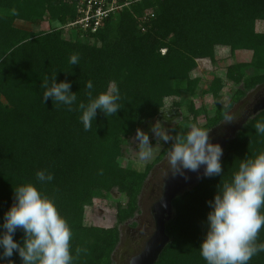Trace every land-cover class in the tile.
<instances>
[{"label":"trees","instance_id":"1","mask_svg":"<svg viewBox=\"0 0 264 264\" xmlns=\"http://www.w3.org/2000/svg\"><path fill=\"white\" fill-rule=\"evenodd\" d=\"M144 12H154V17L142 30L137 18ZM74 15V5L64 0H0V224L14 202L13 188L32 183L67 220L74 264H111L118 224L136 213L150 168L171 146L162 143L139 171L119 161L128 138L162 110L180 109L183 94L198 95L202 77L195 70L199 62L215 66L218 47L228 48L230 57L237 51L251 56L229 64L224 78L214 76L201 92L213 98V107L197 108L190 100L171 136L185 133L190 124L207 130L219 124L235 103L264 82V30L256 27L264 23V0H141L83 38L75 33L66 37L56 26L36 32L15 26L16 21L64 23ZM72 55L79 56L78 65L70 64ZM54 74L57 82H70L77 104L88 102V81L94 85L93 95L116 85L121 108L108 117L97 110L92 129L85 131L77 105L69 111L51 99L43 101L42 83L45 78L51 82ZM228 82L235 90L224 104L220 97ZM168 98L174 99L166 107ZM199 115L203 124L196 121ZM258 120H264V110L228 139L221 176H205L172 200L173 216L165 224L170 240L154 264H206L198 247L206 231L207 202L242 159L264 152V136L253 127ZM39 170L51 173L53 180L37 182ZM113 190L126 199L115 205V224L86 225L85 209ZM13 239L22 244L23 230L17 229ZM257 242H264V228ZM76 248L87 251L77 256ZM0 259L22 264L15 251ZM249 264H264V252Z\"/></svg>","mask_w":264,"mask_h":264},{"label":"clouds","instance_id":"2","mask_svg":"<svg viewBox=\"0 0 264 264\" xmlns=\"http://www.w3.org/2000/svg\"><path fill=\"white\" fill-rule=\"evenodd\" d=\"M12 14H17L15 9H12ZM69 62L78 65L79 56H70ZM42 87L44 102L51 99L58 105L67 106L69 111L77 105L81 113L79 120L85 131L92 129L97 110L108 117L116 115L121 108L116 85L93 95L94 85L88 81V102L78 104L76 93L70 90V82H57L55 74L51 82L45 78ZM164 119H169L166 113ZM235 120L233 115H225L224 122ZM186 127L188 130L185 133L173 137L157 122L151 125L153 137L171 145L166 155L167 169L173 174L184 175V170L197 172L203 166L204 176H221V146L210 141L209 130L196 124ZM253 127L258 135L264 136V120H258ZM135 139L139 157L150 158L152 145L149 135L137 129ZM36 179L43 184L51 182L53 176L39 170ZM13 195L14 202L0 224V257H11L15 251L22 264H74L70 251L73 234L54 201L32 183L16 186ZM207 203L210 210L206 215V231L198 247L206 264H249L254 256L264 252V242H257L264 228V152L242 159L231 178L217 186L212 200ZM17 229L24 232L22 244L13 239ZM75 251L79 256L87 249L76 248ZM0 264H4L3 259H0Z\"/></svg>","mask_w":264,"mask_h":264},{"label":"rangeland","instance_id":"3","mask_svg":"<svg viewBox=\"0 0 264 264\" xmlns=\"http://www.w3.org/2000/svg\"><path fill=\"white\" fill-rule=\"evenodd\" d=\"M15 26L31 30L38 31L41 29H47L52 26H56V23L50 24L48 20H43L39 23H31V22H22L16 21ZM258 30H264V23H258L256 25ZM65 36V35H64ZM72 37H74L72 35ZM217 56L219 58V62L212 66L209 62H199L198 69L195 70V73L202 77V81L197 88L198 95L195 97H188V95L183 94L180 97L181 108L179 109L183 114H187L186 104L191 100L193 104L198 108L201 106H205L206 108H212L214 104L213 98L209 94L201 93L207 86L208 82L214 77L219 76L224 78L225 68L231 64L232 62H246L249 61L251 53L245 51H237L233 57H230L228 48L226 47H218L217 48ZM194 73V74H195ZM235 90V86L231 83H226L224 86L220 100L222 103L226 104L233 92ZM174 98L166 99V107L170 106ZM169 108V107H168ZM179 119L175 118L172 120V124L177 122ZM159 126H163L165 129L169 130V135H171V125L165 127L162 119ZM198 124H203L205 119L203 115H199L196 119ZM151 139V138H150ZM155 142H150L152 145V155L148 159H141L139 157V148L136 145V140L132 139V136L128 138L124 148L123 154L120 157L119 161L122 166H130L135 168L136 170H143L144 166L147 163H150L154 157L158 154V152L162 148V141L152 139ZM154 168V166H153ZM126 199L124 196L119 194L117 191L113 190L111 194L107 198H96L93 200L91 206L85 209L84 213V223L86 225H95L102 227H110L115 224V205L117 202H124Z\"/></svg>","mask_w":264,"mask_h":264},{"label":"water","instance_id":"4","mask_svg":"<svg viewBox=\"0 0 264 264\" xmlns=\"http://www.w3.org/2000/svg\"><path fill=\"white\" fill-rule=\"evenodd\" d=\"M243 104H247V110L238 120L237 124H235L228 133L220 134V136L223 137L221 141L218 142L223 152L220 160L224 156V149L228 139L234 138L236 132L241 129L250 118L264 110V82L256 85L250 90L241 100L234 104L226 114L232 111L234 107L239 108ZM165 113L169 118L176 117L179 120L181 119L182 113L178 108L165 109L151 121L143 123L139 129L144 132H149L150 123L160 122L161 119H164ZM221 125L222 123L220 122L208 129L210 140L220 138L215 132L221 127ZM134 135H136V132ZM161 162L166 163V157H164ZM204 177L203 166H201L197 172L184 170V175L173 173L169 175V177L163 182L161 196L150 208L153 230L150 236L146 239L141 251L130 260L129 264H154L157 261L159 255L170 240L165 231V224L173 216L172 200L185 190L195 186ZM114 253L115 248L111 254V259H113Z\"/></svg>","mask_w":264,"mask_h":264},{"label":"flooded vegetation","instance_id":"5","mask_svg":"<svg viewBox=\"0 0 264 264\" xmlns=\"http://www.w3.org/2000/svg\"><path fill=\"white\" fill-rule=\"evenodd\" d=\"M246 110L247 104H243L239 108L234 107L233 110L228 114L233 115L236 120L228 123L224 122L223 119L221 121V127L215 132V134L220 136V134L228 133L231 128L237 124L238 120L242 117ZM175 118L176 117H172L167 120L162 119L165 127H168L169 125L172 127V120ZM160 123L158 121L157 125L159 126ZM153 124V122L150 123L149 132L145 131V133L149 135V138H151L150 141L154 139L151 132V125ZM135 138L136 135L133 134L132 139L134 141L136 140ZM222 138L223 137L220 136V138L210 141L213 143H218ZM167 152L153 165L154 168L153 166L150 168L143 182L140 193L138 194V210L136 213H134L131 218L118 224L119 240L115 246V253L113 255V259H111V264H129L130 260L141 251L146 239L150 236L153 230L150 208L153 203L156 202L161 196L163 182L169 177L170 174H172V171L167 169V162H161L163 158L166 157Z\"/></svg>","mask_w":264,"mask_h":264},{"label":"built area","instance_id":"6","mask_svg":"<svg viewBox=\"0 0 264 264\" xmlns=\"http://www.w3.org/2000/svg\"><path fill=\"white\" fill-rule=\"evenodd\" d=\"M141 0H64L74 5L75 15L64 23H57L64 35L71 33L83 38L97 32L104 26L109 17H116L125 9H130ZM154 17V12H144L137 19L144 30V24ZM164 52V50H162Z\"/></svg>","mask_w":264,"mask_h":264},{"label":"crops","instance_id":"7","mask_svg":"<svg viewBox=\"0 0 264 264\" xmlns=\"http://www.w3.org/2000/svg\"><path fill=\"white\" fill-rule=\"evenodd\" d=\"M245 52H247V51H245Z\"/></svg>","mask_w":264,"mask_h":264}]
</instances>
